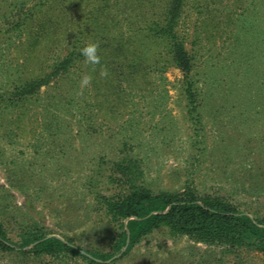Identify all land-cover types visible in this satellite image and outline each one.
I'll list each match as a JSON object with an SVG mask.
<instances>
[{
	"label": "rangeland",
	"instance_id": "obj_1",
	"mask_svg": "<svg viewBox=\"0 0 264 264\" xmlns=\"http://www.w3.org/2000/svg\"><path fill=\"white\" fill-rule=\"evenodd\" d=\"M62 1L0 0V96L20 78L48 71L66 50L60 40L71 39L73 18L100 5ZM210 1L185 0L177 26L194 56L198 124L187 111L182 70L166 66L164 57L144 70L147 60L121 87L115 72L90 75L81 60L67 79L43 84L32 98L11 108L0 101V218L11 238L39 227L47 236L113 252L120 227L96 194L134 184L157 192L190 186L264 217V0H212L205 8ZM155 50L145 57L152 64ZM84 75L92 79L81 88ZM79 106L90 119L81 120ZM58 116L61 124L52 121ZM121 162L132 173L124 176ZM126 248L108 264H264L260 251L227 250L165 227L122 255ZM0 264L85 263L0 252Z\"/></svg>",
	"mask_w": 264,
	"mask_h": 264
},
{
	"label": "trees",
	"instance_id": "obj_2",
	"mask_svg": "<svg viewBox=\"0 0 264 264\" xmlns=\"http://www.w3.org/2000/svg\"><path fill=\"white\" fill-rule=\"evenodd\" d=\"M98 1V11L94 8L86 9L83 14L86 18H73L71 39L68 42L64 41L66 39H63L64 42L60 40L66 50L64 54L61 52L54 56L49 70L44 74L15 81L11 90L0 96L1 103H5L7 108L14 107L38 94L43 84L67 79L75 71L76 64L85 60L80 49L89 42H96L102 57L101 64L92 66L87 63L88 71L90 75L98 76L102 67L107 68L108 78H112L115 72L119 80L117 87L140 72L147 60L149 63L142 68L144 70L161 63V57H164L166 66H178L184 75L183 95L187 100V111L195 124H198L199 91L191 75L194 56L187 49L177 28L185 0ZM211 2L204 7L208 9ZM62 3L66 4L65 0ZM63 10L65 18L71 16L68 6L63 7ZM70 22L64 25L70 28ZM50 30L48 33L46 31V35H51ZM60 37L58 35L57 39ZM159 44L163 45L162 50L155 47ZM151 49H156L153 64L150 56L145 58ZM71 102L66 100L68 105ZM79 114L83 115L81 120L91 118L87 112L83 113V106H79ZM52 121L61 124L59 116ZM116 166L123 171L124 176L132 173L127 162L117 163ZM96 197L103 204L106 214L120 227L113 252L86 249L55 236H47L39 227L28 226L21 233L20 239L14 240L1 218L0 252L47 255L59 260L81 258L85 264H108L124 246L127 248L122 255L155 229L165 227L173 236L186 235L208 245H221L227 250L245 247L264 253V217L254 218L222 198L201 196L193 187L189 186L183 191L157 192L143 184H134L125 190L111 191L110 194L98 192ZM32 243L34 245L29 250L23 249Z\"/></svg>",
	"mask_w": 264,
	"mask_h": 264
},
{
	"label": "clouds",
	"instance_id": "obj_3",
	"mask_svg": "<svg viewBox=\"0 0 264 264\" xmlns=\"http://www.w3.org/2000/svg\"><path fill=\"white\" fill-rule=\"evenodd\" d=\"M81 55L85 58L86 63L95 66L101 64V55L99 54V44L96 42H89L80 49ZM107 68H101V77L108 76ZM92 77L90 75H84L80 80L81 88L88 86L91 82Z\"/></svg>",
	"mask_w": 264,
	"mask_h": 264
}]
</instances>
